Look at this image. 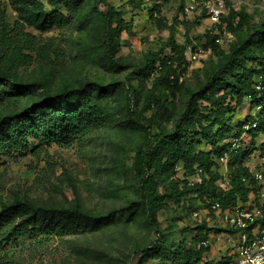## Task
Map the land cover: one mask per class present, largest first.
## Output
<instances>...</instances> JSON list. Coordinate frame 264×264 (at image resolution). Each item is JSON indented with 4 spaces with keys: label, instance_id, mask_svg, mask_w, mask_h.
<instances>
[{
    "label": "rangeland",
    "instance_id": "rangeland-1",
    "mask_svg": "<svg viewBox=\"0 0 264 264\" xmlns=\"http://www.w3.org/2000/svg\"><path fill=\"white\" fill-rule=\"evenodd\" d=\"M36 1L54 14V25L43 33L24 25V32L53 52L48 60L35 59L17 70V77L31 85L28 90L0 82V118L44 99L47 93L71 95L0 130V264H137L139 259L141 264H180L175 251L180 244L185 249L198 248L202 220L215 234L219 230L207 214L212 187L197 185L177 202L158 206L157 227L153 226L132 167L143 134L127 110L132 108L145 121L153 120V132L168 130L183 111L189 92L198 93L211 81L213 91L228 92L221 79L233 78L216 72L223 69L230 47L239 48L236 57L247 69H260L249 60L257 57V45L244 42L264 30V0H223L228 14L221 22L240 26L236 34L225 29L231 35L228 44L218 46L214 58L189 64L168 90L162 85L154 89L159 67L148 65L149 53L166 42L171 29L176 42L194 48L211 38L199 17L183 10L184 0H108L123 13L113 25V42L114 56L130 65L126 68L114 66L107 58L102 40L104 6H94L93 0ZM195 6L193 12L200 4ZM0 8L12 24L17 14L9 1L0 0ZM127 82L135 91L132 103L126 94ZM147 101L149 109L144 110ZM206 110L203 114L209 121L192 123L185 130L186 141L201 128L215 137L217 121L229 123L230 134L218 141L221 147L235 137L237 124L251 117L246 101L233 114L217 112L210 104ZM18 126L29 127V133L17 137ZM251 135L241 142L245 149L241 162L252 173L264 172V136L258 135L250 144ZM197 141L196 150L209 149L201 136ZM229 167L226 172L217 165L212 172L229 178ZM158 185L171 188L170 183ZM15 201L44 210L35 216L30 211H1L2 204ZM195 212L199 217L193 216Z\"/></svg>",
    "mask_w": 264,
    "mask_h": 264
},
{
    "label": "trees",
    "instance_id": "trees-1",
    "mask_svg": "<svg viewBox=\"0 0 264 264\" xmlns=\"http://www.w3.org/2000/svg\"><path fill=\"white\" fill-rule=\"evenodd\" d=\"M8 1L11 9L16 12L17 18L12 24H9L6 19L5 10L0 8V82L11 88L28 90L31 85L17 77V70L20 67L30 65L35 59L41 61L48 60L53 51L51 52V49L41 44L40 40L34 35L24 32V25L33 27L42 33L47 32L54 25V14L48 12L36 0ZM93 4L96 7L100 5L105 7V11H101L103 20L102 40L108 60L118 68L130 66L114 56L113 32L115 31V27L113 25L117 23L123 13L109 5L108 0H93ZM134 7H138V5ZM241 18L247 19L245 15H241ZM225 22V29L236 34L240 26H234L229 20ZM259 32L260 35L249 36L244 44L255 43L257 45V57L249 60L256 61L260 69H247L245 64L243 65V61L236 57L239 48L230 47V52L227 55L223 51H219V55L224 54L226 63L222 70H217V76L220 73H226L234 80L221 79V82H224L228 86V92L218 94L217 91L220 89L213 91L211 89L213 81L198 93L189 92L185 107L174 121L171 129L158 128L156 132H153V120L145 121L132 108H128L127 114L130 120L140 128L143 134L142 141L134 153L132 167L137 179V189L141 202L153 226L157 227L155 211L158 206L165 202H177L189 189L192 190L197 185L209 184L212 187L210 195L213 199H211V202H218L222 209L232 207L238 202H245L249 194L256 191L251 173L241 162V158L245 154V149L242 150L243 147L230 153L228 165L230 164V167H232H229V187H226L224 190L220 189L218 182L222 181V175L212 172V169H215L217 165L218 167L220 166L218 160L222 153L230 146L227 142L225 145L218 147V141L230 134L231 127L229 123L225 125L217 121L216 124L219 128L215 137H211L205 128L200 127L201 129L193 135V139L188 142L185 140L184 133L196 121H209L208 117L203 114V111H207L208 104L216 106L217 112L233 114L235 109L248 98L250 111L256 106H261L262 108V111L257 116V127L255 129H244L245 126L255 120L250 114L251 117L246 116L245 119H242L240 122L238 121V131L234 133L233 136L235 137L233 138H239L242 132L247 131V134H252L250 136V144H253L252 141L256 137L264 136V134H261L264 129V89L261 93H257L253 89L255 75L264 72V30ZM187 45V42L185 44L176 42L174 39V29H171L166 42L155 53H149L147 58L148 65L155 66L158 64L159 67L158 74L154 79V89L159 85L164 86L167 90L171 89V86L179 80L178 74L186 72L189 63L183 56V50ZM202 47L210 48L212 50L211 57L214 58V51L217 50L218 45L214 43L212 37L206 38ZM166 49L168 52H166ZM216 79L217 77L215 76L213 80ZM126 94L129 103H132L135 99V91L129 82H127ZM70 95L71 93L67 92L53 95L47 93L44 99L35 101L23 110L3 115L0 118V130H5L8 123L24 122V118L32 115L36 110L53 107L55 103L68 100ZM229 102H233V104L230 105ZM148 109L149 102L147 101L144 110ZM28 130L29 127L18 126L15 128V135L17 137L23 136ZM199 136L209 145V149L206 151L196 150V146L200 145V141H197ZM180 165L184 171V177L192 176L196 168H200L206 177L201 178V181L195 183L193 186H189L185 178L180 179L176 176L177 167ZM158 183H170L171 188L168 190L163 189L159 187ZM42 210H44L42 207L35 206L27 201H15L11 205L2 204L1 206V211L4 213L10 211H30L34 216ZM208 210V215L212 216L209 207ZM82 214L90 218L85 213ZM201 225L203 237L200 242L208 239V234L213 232L212 228H205L207 222L201 221ZM208 251L209 249H204L199 245L197 249H185L180 244L175 254L179 258L180 264H200L203 254ZM137 264H141V259L137 261Z\"/></svg>",
    "mask_w": 264,
    "mask_h": 264
},
{
    "label": "built area",
    "instance_id": "built-area-1",
    "mask_svg": "<svg viewBox=\"0 0 264 264\" xmlns=\"http://www.w3.org/2000/svg\"><path fill=\"white\" fill-rule=\"evenodd\" d=\"M195 4H200V8L193 12L196 7ZM183 10L187 14L192 13L199 17L201 28L210 34L216 45L223 47L224 44H228L227 38L231 35L225 31V24L221 22V19L228 14L223 0H199V2L184 0ZM153 15L156 16V13L153 12ZM183 56L189 64H201L212 56V50L202 46L194 48L187 45L183 50ZM253 89L257 93L263 91L264 74L255 78ZM245 101L249 105L248 98ZM261 111V106L251 109L250 114L255 120L245 126V130L257 127V116ZM247 135V131H244L239 138L229 140V148L222 153L218 160V164L223 166L226 172L230 153L242 147L241 142ZM249 172L255 182L256 191L251 192L245 202H238L227 209H222L218 202H211L209 206L212 219L214 218L223 238L231 246V258L224 264H264V172ZM176 176L180 179L185 178L189 186H193L200 182L201 178L206 177L200 168H196L192 176L184 177V171L180 167H177ZM222 179L225 188L229 187L227 176L223 175ZM193 216L199 217V213L195 212ZM199 246L210 250L212 240L210 238L203 240Z\"/></svg>",
    "mask_w": 264,
    "mask_h": 264
},
{
    "label": "crops",
    "instance_id": "crops-1",
    "mask_svg": "<svg viewBox=\"0 0 264 264\" xmlns=\"http://www.w3.org/2000/svg\"><path fill=\"white\" fill-rule=\"evenodd\" d=\"M178 167L181 168V165ZM221 184L222 181L218 182L219 186ZM222 186L223 190L226 189L224 184H222ZM208 238L212 240V246L208 252L203 254L200 264H224L229 261L232 255L230 254L232 253L230 249L231 246L226 242L225 238H223L222 232L217 231L216 234L215 232H210Z\"/></svg>",
    "mask_w": 264,
    "mask_h": 264
}]
</instances>
